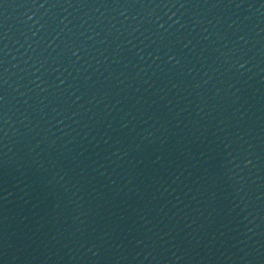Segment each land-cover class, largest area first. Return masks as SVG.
I'll return each instance as SVG.
<instances>
[{
	"label": "water",
	"instance_id": "obj_1",
	"mask_svg": "<svg viewBox=\"0 0 264 264\" xmlns=\"http://www.w3.org/2000/svg\"><path fill=\"white\" fill-rule=\"evenodd\" d=\"M0 264H264V0H0Z\"/></svg>",
	"mask_w": 264,
	"mask_h": 264
}]
</instances>
